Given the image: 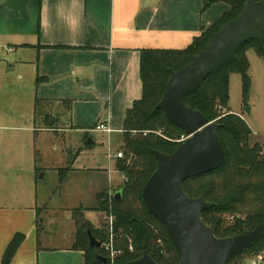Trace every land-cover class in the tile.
Wrapping results in <instances>:
<instances>
[{"label": "crops", "instance_id": "obj_1", "mask_svg": "<svg viewBox=\"0 0 264 264\" xmlns=\"http://www.w3.org/2000/svg\"><path fill=\"white\" fill-rule=\"evenodd\" d=\"M229 9L225 1L204 7V0H0V65L7 75L26 80L18 88L42 123L38 131H74L85 142L93 133L121 132L123 138L127 109L142 95L140 50L183 49ZM61 121L67 126L59 127ZM101 121L111 132L93 130ZM40 155L35 148L32 168L0 202V264L16 233L24 238L9 264H83V252L72 249V214L73 227L59 246L48 228L49 208L31 201L27 188L48 168L37 165ZM92 188L96 195L101 192L97 185Z\"/></svg>", "mask_w": 264, "mask_h": 264}, {"label": "trees", "instance_id": "obj_2", "mask_svg": "<svg viewBox=\"0 0 264 264\" xmlns=\"http://www.w3.org/2000/svg\"><path fill=\"white\" fill-rule=\"evenodd\" d=\"M217 1L227 2L230 9L187 47L140 50L142 95L127 109L122 128V150L125 156L117 158L116 162L117 170L123 175V183L119 188L121 197L115 200L114 194H109V190L105 189L97 193L96 206L91 208L114 216V246L121 250V254L111 260L101 246L91 247L87 231L90 230L101 243L107 240V231L104 225L96 230L85 218L83 210L88 208H74L71 213L75 226L72 249L83 252V264H126L138 259L143 249L158 264L178 263V254L165 226L148 212L141 192L156 166L153 151L172 153L181 143L179 140L185 137V132L161 110L154 111L170 72L189 63L214 34L242 9L240 0H204V7ZM248 47H252L264 59V33L263 43L256 39L243 43L236 52V60L225 63L218 71L211 73L183 99L186 105L198 109L209 121L219 125L217 135L224 153L221 165L182 182L189 196H203L213 204L201 212V217L217 237L236 235L264 222V144L250 145L252 131L249 125L228 108L231 73L240 75L244 96L249 89L248 60L245 55ZM69 169H58L60 182ZM23 238L20 233L12 237L2 254L1 264L10 263ZM129 244L132 245V251L128 250ZM263 250L264 235L249 248L232 256L226 264H245L239 259L235 260L236 257L242 253H250L254 257ZM99 255L106 257V261H102Z\"/></svg>", "mask_w": 264, "mask_h": 264}, {"label": "water", "instance_id": "obj_3", "mask_svg": "<svg viewBox=\"0 0 264 264\" xmlns=\"http://www.w3.org/2000/svg\"><path fill=\"white\" fill-rule=\"evenodd\" d=\"M238 15L223 25L189 63L176 71L164 85L154 111L161 110L185 137L172 153L154 150L156 166L147 179L141 197L148 212L161 222L178 254L177 264H226L235 254L252 246L264 235V222L227 237H217L201 217L212 207L203 196L191 197L182 187L190 177L218 168L224 157L217 135L219 125L209 121L198 109L186 105L184 97L195 91L211 73L236 60L239 47L256 39L263 43L264 0H240ZM48 123H52L49 116ZM92 143L88 136L85 144ZM120 190L114 193L120 200ZM88 232L89 245L100 247ZM102 261L106 257L99 255ZM126 264H158L143 249L141 256Z\"/></svg>", "mask_w": 264, "mask_h": 264}, {"label": "rangeland", "instance_id": "obj_4", "mask_svg": "<svg viewBox=\"0 0 264 264\" xmlns=\"http://www.w3.org/2000/svg\"><path fill=\"white\" fill-rule=\"evenodd\" d=\"M245 55L248 60L249 89L244 96L240 75L231 73L228 108L233 113L240 114L249 125L252 131L249 137L250 145H263L264 59L252 47L245 50ZM0 67V202L5 203V195L8 196L12 189L17 188L14 187L17 182L24 180V170L32 168L36 148L41 154L37 165L48 168L38 171L36 186L33 181V185L27 189L31 201L38 202L42 208H49V214L53 217L50 221L52 225L48 228L52 229L59 238L58 245L62 246L73 227L70 219L72 209L87 208L96 204V194L92 192L93 185H97V191L107 189L109 194L113 195L123 183L122 176L115 171L116 153L118 150L123 152L122 133L113 132L109 136L105 133H93V143L85 145L83 134L74 131H38L37 127L42 123L33 116L31 100H27L24 92L18 88V85L26 80L17 79L10 75V72L7 75L2 65ZM6 68L11 70L8 65ZM57 125L67 126L64 121L58 122ZM182 140L183 138L179 141ZM108 153L111 155L110 160ZM69 165L75 168L74 171L68 170L66 181L60 182L58 169L52 167ZM44 171L46 174L42 176ZM27 189L22 191L25 196L28 195ZM83 214L94 223L96 230L109 220V215L97 210L86 209ZM42 220L43 218L40 219ZM259 254L264 256V250ZM254 257L250 253H242L235 260L251 264Z\"/></svg>", "mask_w": 264, "mask_h": 264}, {"label": "built area", "instance_id": "obj_5", "mask_svg": "<svg viewBox=\"0 0 264 264\" xmlns=\"http://www.w3.org/2000/svg\"><path fill=\"white\" fill-rule=\"evenodd\" d=\"M6 51H13V48L11 47H7ZM93 130L95 131H100V132H106L109 133L111 132V128L109 127V125L105 122V121H101L99 123H97ZM144 134H146V132H143ZM110 157V155H109ZM123 157V152L122 151H118L116 153V158H121ZM122 175V174H121ZM123 177V175H122ZM109 220L108 222L104 225V229L107 231L108 237L107 240L104 241L103 243H101V247L108 253L109 257L111 258V260H113V258L119 254H121V250L120 249H116L114 246V240H115V233L113 231V220H114V216L112 214H109L108 216ZM128 250L132 251V245L129 244L128 245ZM251 264H264V256L262 254H258L256 255L252 260H251Z\"/></svg>", "mask_w": 264, "mask_h": 264}]
</instances>
